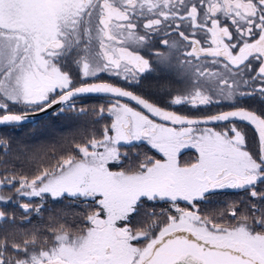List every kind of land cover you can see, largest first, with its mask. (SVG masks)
<instances>
[{"label":"snow or ice","instance_id":"obj_1","mask_svg":"<svg viewBox=\"0 0 264 264\" xmlns=\"http://www.w3.org/2000/svg\"><path fill=\"white\" fill-rule=\"evenodd\" d=\"M49 110L92 119L0 189L66 203L0 264H264V0H0V126Z\"/></svg>","mask_w":264,"mask_h":264},{"label":"trees","instance_id":"obj_2","mask_svg":"<svg viewBox=\"0 0 264 264\" xmlns=\"http://www.w3.org/2000/svg\"><path fill=\"white\" fill-rule=\"evenodd\" d=\"M106 102L103 97H83L78 98L77 105H82L90 110ZM91 119V117L76 119L71 113L57 115L52 112L34 122L0 128V138L8 142L7 149L0 146V162L6 160L9 166H14V170L31 174L39 157L46 158L53 151L59 153L70 147L73 139H79L85 125H88ZM97 127L99 126L97 125ZM0 190L3 195L13 197L10 203L0 204V210L15 217L14 225L0 222V237L8 232H13L17 238H20L34 227L44 226L48 222L49 216L59 212L63 203H66V201H52L50 197H47L43 201L44 208L41 214L37 215L33 212L29 222L25 219L26 214L23 209L19 207V203H29V199L16 196L14 189L12 191ZM238 198L236 193L225 192L220 194L218 201L227 203ZM31 203L36 206L41 203V200L39 197H34Z\"/></svg>","mask_w":264,"mask_h":264},{"label":"flooded vegetation","instance_id":"obj_3","mask_svg":"<svg viewBox=\"0 0 264 264\" xmlns=\"http://www.w3.org/2000/svg\"><path fill=\"white\" fill-rule=\"evenodd\" d=\"M104 79H114V78H111V77H108L106 74H102ZM104 100L107 101V98H103ZM212 112H216V111H227L229 110L228 107L224 104L222 105H216V106H212V108L210 109ZM52 113V112H51ZM50 115V114H49ZM192 157V154L191 152H189L185 157L184 159H190Z\"/></svg>","mask_w":264,"mask_h":264},{"label":"water","instance_id":"obj_4","mask_svg":"<svg viewBox=\"0 0 264 264\" xmlns=\"http://www.w3.org/2000/svg\"><path fill=\"white\" fill-rule=\"evenodd\" d=\"M94 96H98V97H103V98H105L104 96H101V95H88V96H85V97H94ZM51 112H52V110H49V113H48L47 115H49ZM47 115H43V114H41V115H39V116H37V117H29V119L26 120L23 124H27V123H29V122L37 121V120H39L40 118H42V117H44V116H47ZM23 124H21V125H23ZM4 127H5V126H0V128H4Z\"/></svg>","mask_w":264,"mask_h":264},{"label":"rangeland","instance_id":"obj_5","mask_svg":"<svg viewBox=\"0 0 264 264\" xmlns=\"http://www.w3.org/2000/svg\"><path fill=\"white\" fill-rule=\"evenodd\" d=\"M0 193H1V190H0ZM27 198V197H26ZM1 211V210H0Z\"/></svg>","mask_w":264,"mask_h":264}]
</instances>
